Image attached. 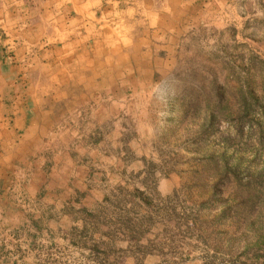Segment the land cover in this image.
<instances>
[{
	"label": "rangeland",
	"instance_id": "374dc122",
	"mask_svg": "<svg viewBox=\"0 0 264 264\" xmlns=\"http://www.w3.org/2000/svg\"><path fill=\"white\" fill-rule=\"evenodd\" d=\"M89 1L75 39L9 52L58 109L44 143L108 187L60 264H264V0Z\"/></svg>",
	"mask_w": 264,
	"mask_h": 264
},
{
	"label": "crops",
	"instance_id": "0c3cea01",
	"mask_svg": "<svg viewBox=\"0 0 264 264\" xmlns=\"http://www.w3.org/2000/svg\"><path fill=\"white\" fill-rule=\"evenodd\" d=\"M194 1L174 0L172 5L189 7ZM90 4L0 0V264H60L61 240L71 244L61 238V230L77 221V208H93L108 192L98 173L77 161L68 145L60 151L59 143H44L51 131L43 120L49 114L59 119L58 109L43 108L52 99L29 95L25 82L11 78L12 49L21 56L27 49L22 43L29 40L75 39L79 16L90 14ZM164 4L161 16L167 17L171 13Z\"/></svg>",
	"mask_w": 264,
	"mask_h": 264
},
{
	"label": "trees",
	"instance_id": "16d2710c",
	"mask_svg": "<svg viewBox=\"0 0 264 264\" xmlns=\"http://www.w3.org/2000/svg\"><path fill=\"white\" fill-rule=\"evenodd\" d=\"M88 214H92V213L88 211Z\"/></svg>",
	"mask_w": 264,
	"mask_h": 264
}]
</instances>
